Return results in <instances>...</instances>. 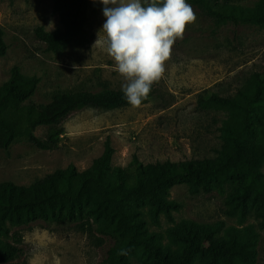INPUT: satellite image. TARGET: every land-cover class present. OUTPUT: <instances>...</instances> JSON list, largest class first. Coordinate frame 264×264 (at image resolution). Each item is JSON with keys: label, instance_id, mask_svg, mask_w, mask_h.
Returning <instances> with one entry per match:
<instances>
[{"label": "rangeland", "instance_id": "374dc122", "mask_svg": "<svg viewBox=\"0 0 264 264\" xmlns=\"http://www.w3.org/2000/svg\"><path fill=\"white\" fill-rule=\"evenodd\" d=\"M227 6L247 17L264 10V0H227ZM103 8L98 0L89 9L87 47L72 45L55 54L35 35L38 27L48 32L60 27L53 0H0V28L7 45L6 55L0 57V87L9 81L12 68L18 66L23 77L39 80L38 90L30 100L35 104H46L59 92H99L102 83L121 90L123 78L106 46L101 43L93 49L106 20ZM192 8L197 20L173 45L164 75L154 83L146 104L114 110L86 108L74 113L55 126L61 135L53 151L40 150L26 142L14 144L10 154L0 150V182L28 187L70 165L84 173L102 155L107 139L114 148L112 170L120 167L129 172L134 157L143 164L218 158L227 113L201 110L198 101L210 94L234 98L257 75L264 78V26L247 19L238 26L230 20L217 25L197 7ZM261 103L253 124L256 130L264 129V95ZM52 132L49 127H39L35 134L47 140ZM259 171L264 182V163ZM165 198L177 204V209L156 214L148 202L137 208L147 233L164 252H180L184 243L176 240L173 233L183 225H192L200 231H213L214 239L235 238L249 243L252 256L239 264H264L263 204L239 202L231 198L228 190L196 191L188 184L174 186ZM101 227L111 231L107 220H94L89 207L73 220L53 219L22 228L8 225L12 233L23 236V254L9 264H106L107 251L113 243L109 237L100 236ZM12 233L0 235V246L13 242ZM100 239L104 241L102 246L98 245ZM132 264L139 263L133 260Z\"/></svg>", "mask_w": 264, "mask_h": 264}, {"label": "trees", "instance_id": "16d2710c", "mask_svg": "<svg viewBox=\"0 0 264 264\" xmlns=\"http://www.w3.org/2000/svg\"><path fill=\"white\" fill-rule=\"evenodd\" d=\"M97 3L98 0L96 3L93 0H53L54 12L61 25L50 32L38 27L36 37L55 54L72 45L87 47L90 42L86 29L89 9ZM187 3L197 7L217 25L230 20L238 26L247 19L264 26V10L242 17L227 6V0H187ZM3 36L0 28V57L7 53ZM38 86L37 78L23 77L19 67L14 66L9 81L0 87V150L7 154L19 142L40 150H55L61 135L55 126L78 111L131 106L121 90H114L107 83H102L99 92H59L50 102L35 104L30 100ZM153 90L154 85L141 105L148 102ZM263 95L264 78L257 75L234 98L210 94L199 99V109L227 113L221 127L225 136L220 156L216 159L143 164L134 157L129 172L120 167L112 170L114 148L107 139L102 155L84 173H78L76 167L70 165L37 179L28 187L10 181L0 182V235L12 233L8 225L22 228L53 219L73 220L89 207L94 220L105 219L111 225L110 232L106 227L98 230L101 237L107 236L113 243L107 251L106 264H132L133 260L139 264L248 262L253 253L249 243L235 238L229 241L214 239L213 231H200L192 225H183L173 233L176 240L184 243L180 252H164L153 235L147 233L137 208L148 202L156 214L177 209V204L168 201L165 195L179 184H188L194 190L202 189L206 193L228 190L234 200L264 205V182L259 171L264 163V129L256 130L253 125ZM39 127H49L54 132L47 140H42L35 134ZM89 231H93L92 227ZM11 235L13 242L0 246V264H9L23 254L20 246L23 236L19 232ZM103 244L102 239L98 240L99 246ZM121 249L127 254H118Z\"/></svg>", "mask_w": 264, "mask_h": 264}, {"label": "clouds", "instance_id": "9594fccd", "mask_svg": "<svg viewBox=\"0 0 264 264\" xmlns=\"http://www.w3.org/2000/svg\"><path fill=\"white\" fill-rule=\"evenodd\" d=\"M99 2L104 5L106 20L93 49L101 43L106 46L123 78L124 98L132 107H139L154 83L164 75L173 45L183 39L186 28L196 22L197 15L187 0ZM118 254L127 252L121 249Z\"/></svg>", "mask_w": 264, "mask_h": 264}]
</instances>
